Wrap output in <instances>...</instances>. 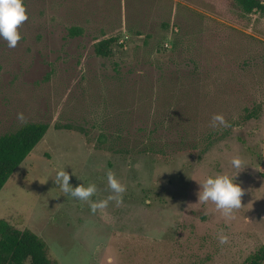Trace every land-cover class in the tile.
Segmentation results:
<instances>
[{
	"label": "rangeland",
	"instance_id": "1",
	"mask_svg": "<svg viewBox=\"0 0 264 264\" xmlns=\"http://www.w3.org/2000/svg\"><path fill=\"white\" fill-rule=\"evenodd\" d=\"M24 5L21 39H0V135L49 127L0 190V219L41 236L50 264H243L264 246V13L235 0ZM235 155L249 165L228 218L198 201V181L234 175ZM62 167L96 185L92 200L111 194L109 171L125 192L92 212L54 183Z\"/></svg>",
	"mask_w": 264,
	"mask_h": 264
},
{
	"label": "trees",
	"instance_id": "2",
	"mask_svg": "<svg viewBox=\"0 0 264 264\" xmlns=\"http://www.w3.org/2000/svg\"><path fill=\"white\" fill-rule=\"evenodd\" d=\"M243 13H264L262 0H235ZM71 34L82 32L72 28ZM115 39L100 41L95 51L100 56L111 53V44ZM245 119L256 118L262 112V106L252 105L245 108ZM45 122H28L14 131L0 135V190L18 166L26 159L48 130ZM50 264L46 241L29 228H19L6 219H0V264ZM243 264H264V246L251 253Z\"/></svg>",
	"mask_w": 264,
	"mask_h": 264
},
{
	"label": "clouds",
	"instance_id": "3",
	"mask_svg": "<svg viewBox=\"0 0 264 264\" xmlns=\"http://www.w3.org/2000/svg\"><path fill=\"white\" fill-rule=\"evenodd\" d=\"M26 19L24 0H0V39L5 40L9 48L15 47L21 39L18 28ZM17 118L22 122L25 119L23 113H18ZM212 122L213 126L217 123L222 127L229 126L221 113L214 114ZM230 163L235 169L234 175L224 172L208 175L203 181H198L200 189L197 194L199 202H214L216 208L222 210L223 215L228 218L232 216L234 209H239L242 206L241 198L244 189L236 177L245 166L249 165L239 155L233 156ZM106 175L111 194L106 199L100 200L91 199L97 191L94 183H89L87 186L82 183L73 186L70 183V174L65 170V167L56 171L54 183L59 185L62 194L88 202L90 211L95 212L97 209L105 208L110 200L119 203L125 192V186L120 183L114 173L109 171ZM217 239L220 244H224L228 237L221 231L217 234Z\"/></svg>",
	"mask_w": 264,
	"mask_h": 264
}]
</instances>
